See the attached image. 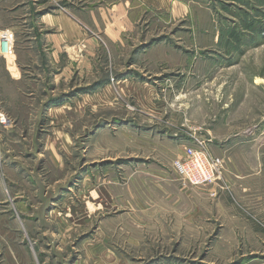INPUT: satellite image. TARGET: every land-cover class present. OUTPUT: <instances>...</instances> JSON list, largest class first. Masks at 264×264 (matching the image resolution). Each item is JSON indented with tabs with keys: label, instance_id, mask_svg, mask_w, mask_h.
<instances>
[{
	"label": "rangeland",
	"instance_id": "rangeland-1",
	"mask_svg": "<svg viewBox=\"0 0 264 264\" xmlns=\"http://www.w3.org/2000/svg\"><path fill=\"white\" fill-rule=\"evenodd\" d=\"M170 1L78 62L41 41L61 0H0V264H264V183L250 206L223 179L264 171V0ZM195 139L215 183L173 170Z\"/></svg>",
	"mask_w": 264,
	"mask_h": 264
},
{
	"label": "crops",
	"instance_id": "crops-1",
	"mask_svg": "<svg viewBox=\"0 0 264 264\" xmlns=\"http://www.w3.org/2000/svg\"><path fill=\"white\" fill-rule=\"evenodd\" d=\"M77 4L70 3V0H61L62 4L68 6L69 13L66 12H48L42 14L38 18V26L45 28L49 33L45 34L41 41L47 47L54 51L64 50L69 57L71 50L82 48L79 53V61L89 56V50L98 46L100 40H104L105 45L124 44L130 41V35L136 32L138 21L140 18H151V13L154 11L155 17L163 20L166 23L169 9L174 14L178 11L181 13V4L179 1L170 0H74ZM179 4H178V3ZM19 11L13 12L16 14L17 21L23 18L19 15ZM11 14L13 18L14 15ZM1 27V26H0ZM4 29L1 28L0 32ZM12 30V29H11ZM98 36V37H97ZM100 38V39H99ZM75 57V55H73ZM83 58V59H82ZM211 150L213 144H209ZM213 154L222 155L220 147H215ZM183 154V153H182ZM252 155L246 157L250 160ZM255 158V157H254ZM253 159V157H252ZM230 163H226L227 170L233 171V175H224L225 181L233 186L238 197H241L244 204L250 205L248 196L254 195L259 184L264 183V171H256V162H246L249 167L245 170L238 169L236 159H230ZM233 164H232V163ZM244 162V163H245ZM230 164L232 166L230 167ZM240 165V164H238ZM229 184V183H228ZM250 191V194H245ZM261 199H264V192L258 193ZM251 206V205H250ZM254 207V205L252 206ZM257 207V205H256ZM232 242H226L230 245Z\"/></svg>",
	"mask_w": 264,
	"mask_h": 264
},
{
	"label": "built area",
	"instance_id": "built-area-1",
	"mask_svg": "<svg viewBox=\"0 0 264 264\" xmlns=\"http://www.w3.org/2000/svg\"><path fill=\"white\" fill-rule=\"evenodd\" d=\"M0 35V51L5 55L12 50L13 34L9 29H5ZM0 120L3 121L4 116L0 115ZM208 142L207 139H195L194 144L185 146L182 156L173 160V170L178 173L184 184H212L223 175V159L210 151Z\"/></svg>",
	"mask_w": 264,
	"mask_h": 264
},
{
	"label": "bare ground",
	"instance_id": "bare-ground-1",
	"mask_svg": "<svg viewBox=\"0 0 264 264\" xmlns=\"http://www.w3.org/2000/svg\"><path fill=\"white\" fill-rule=\"evenodd\" d=\"M259 81V80H258Z\"/></svg>",
	"mask_w": 264,
	"mask_h": 264
}]
</instances>
